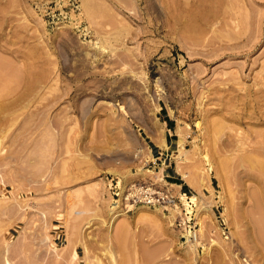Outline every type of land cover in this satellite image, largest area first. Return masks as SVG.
Here are the masks:
<instances>
[{
  "label": "rangeland",
  "instance_id": "rangeland-1",
  "mask_svg": "<svg viewBox=\"0 0 264 264\" xmlns=\"http://www.w3.org/2000/svg\"><path fill=\"white\" fill-rule=\"evenodd\" d=\"M0 74V264H264V0H0Z\"/></svg>",
  "mask_w": 264,
  "mask_h": 264
},
{
  "label": "built area",
  "instance_id": "built-area-1",
  "mask_svg": "<svg viewBox=\"0 0 264 264\" xmlns=\"http://www.w3.org/2000/svg\"><path fill=\"white\" fill-rule=\"evenodd\" d=\"M158 158L159 156L156 157V159ZM123 199L128 211L134 209V207L138 205H146L152 208H162L164 213L172 214V210L177 209L176 211H178L181 207L179 196L175 194L174 189L168 183L163 185L152 182L131 184L124 192ZM128 206H130V208ZM181 210H184V208ZM174 221L178 222V225L189 234L190 239L193 241L198 239L199 228H196L197 224L189 228L186 217L182 214L175 216Z\"/></svg>",
  "mask_w": 264,
  "mask_h": 264
},
{
  "label": "bare ground",
  "instance_id": "bare-ground-1",
  "mask_svg": "<svg viewBox=\"0 0 264 264\" xmlns=\"http://www.w3.org/2000/svg\"><path fill=\"white\" fill-rule=\"evenodd\" d=\"M240 21V20H239ZM15 68V67H14ZM3 72V71H2ZM13 82V81H12ZM8 91V87H7V85H6V83H5V81L2 79V77H1V74H0V96H3L4 94H6V92ZM248 108V107H247ZM15 114V113H14ZM261 117L259 118H257V119H259V120H257L256 119V123H257V121L259 122V124L260 123H262V124H264V116H262V115H260ZM255 119V118H254ZM254 122V123H255ZM240 128H238V130H239ZM4 130V129H3ZM235 131H237V130H235ZM240 136V135H239ZM240 137H242V136H240ZM238 138L239 140H238V142H237V148H238V150H240V151H245V152H250L251 151V154L249 153V154H247V155H245V158H246V162H248V159H250L251 158V160L249 161V162H251V163H255V165L256 164H258L259 162L258 161H260L261 159H259L260 157H259V155H258V157H257V155H256V157H255V155L253 156L252 154L253 153H255V154H258V152H257V145H254V144H256V143H254V144H249L248 143V140L246 139V138ZM1 142V141H0ZM250 142V141H249ZM250 143H252V141L250 142ZM264 143V137L262 138V140H260V141H258L257 142V144H263ZM232 144H233V142H232ZM164 146L166 147V149H167V143L164 141ZM172 157H174V158H176L177 156H179V151L178 150H175L174 151V153L171 155ZM243 161V160H242ZM255 161H257V162H255ZM229 162V161H228ZM264 161H260V165H262V163H263ZM252 165V164H251ZM254 165V164H253ZM259 165V164H258ZM262 167H264V164H263V166ZM257 171V170H256ZM126 191V190H125ZM125 191H123V193H122V201H123V197H124V192ZM256 192H254V194H255ZM260 204V203H259ZM261 205V204H260ZM261 212V211H260ZM115 219V218H114ZM260 230H261V228H260ZM264 232V231H263Z\"/></svg>",
  "mask_w": 264,
  "mask_h": 264
},
{
  "label": "crops",
  "instance_id": "crops-1",
  "mask_svg": "<svg viewBox=\"0 0 264 264\" xmlns=\"http://www.w3.org/2000/svg\"><path fill=\"white\" fill-rule=\"evenodd\" d=\"M173 139L172 138H169V137H166V142H167V144L169 145V143H170V145H171V143H173ZM159 152V151H158ZM172 173H173V175H171V174H167V176H169V177H172V178H174V179H178V176H176V170H172ZM176 182H171V183H175V184H180V187L181 188H183V184L184 183H179L178 182V180H175Z\"/></svg>",
  "mask_w": 264,
  "mask_h": 264
},
{
  "label": "trees",
  "instance_id": "trees-1",
  "mask_svg": "<svg viewBox=\"0 0 264 264\" xmlns=\"http://www.w3.org/2000/svg\"><path fill=\"white\" fill-rule=\"evenodd\" d=\"M167 120L170 121V119H167ZM174 182H176V181L174 180ZM179 183H183V182H179ZM183 187L186 188V187H188V186H187V184L184 183V184H183Z\"/></svg>",
  "mask_w": 264,
  "mask_h": 264
}]
</instances>
